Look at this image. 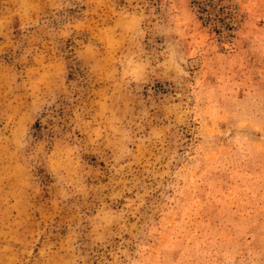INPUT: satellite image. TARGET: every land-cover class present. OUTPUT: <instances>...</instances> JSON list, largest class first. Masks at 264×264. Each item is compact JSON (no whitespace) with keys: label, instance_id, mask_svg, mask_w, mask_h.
I'll use <instances>...</instances> for the list:
<instances>
[{"label":"rangeland","instance_id":"rangeland-1","mask_svg":"<svg viewBox=\"0 0 264 264\" xmlns=\"http://www.w3.org/2000/svg\"><path fill=\"white\" fill-rule=\"evenodd\" d=\"M0 264H264V0H0Z\"/></svg>","mask_w":264,"mask_h":264}]
</instances>
